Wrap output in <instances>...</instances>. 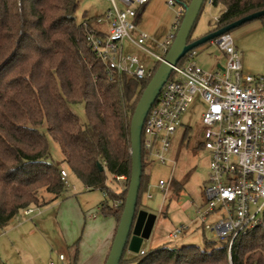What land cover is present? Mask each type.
I'll return each instance as SVG.
<instances>
[{"label":"trees","instance_id":"obj_1","mask_svg":"<svg viewBox=\"0 0 264 264\" xmlns=\"http://www.w3.org/2000/svg\"><path fill=\"white\" fill-rule=\"evenodd\" d=\"M176 1L182 5L181 23L190 0ZM78 5L79 0H0V229L64 190L61 168L49 160L43 125L61 161L83 185L107 191L111 204L102 202L100 214L119 222L127 189L108 191L105 171L114 181L123 177L128 188L129 124L150 78L116 73L110 78L86 40L88 30L100 31L97 16L84 11L77 21ZM211 5L221 11L209 32L264 9V0H211ZM258 19L264 30V15ZM76 103L83 104L85 122L70 108ZM146 165L142 158L137 208ZM41 191L51 198L45 200ZM227 244L213 238L204 239L203 247L164 245L129 257L125 251L119 264H264V227L239 233L229 250Z\"/></svg>","mask_w":264,"mask_h":264},{"label":"built area","instance_id":"obj_2","mask_svg":"<svg viewBox=\"0 0 264 264\" xmlns=\"http://www.w3.org/2000/svg\"><path fill=\"white\" fill-rule=\"evenodd\" d=\"M109 1L110 8L103 16L96 15V23L103 34L88 30V47L103 62L110 78L112 73L151 78L154 65L146 66L127 48L141 49L151 55L155 63L161 62L179 28L182 9L164 40L156 45L161 53H154L144 46L148 36L136 28L139 9L148 0ZM207 3L211 4V0ZM210 43L224 55L222 68H203L196 62L193 49L184 55L182 64L178 62L173 66L170 73L173 77L169 75L144 120L141 155L147 164L168 161L171 137L182 126V115L194 101L203 108L200 146L207 151L209 164L202 189L204 200L196 208V214L212 238L228 241L229 250L239 233L264 227V75L243 71L229 32ZM66 175L61 168L65 187L68 185ZM158 186L164 189V181L159 180ZM32 208L22 213L29 214ZM208 217L213 219L212 223L206 222ZM185 230V226H179L169 236L177 237ZM144 252L140 247L139 253ZM63 259L59 254L58 260Z\"/></svg>","mask_w":264,"mask_h":264},{"label":"rangeland","instance_id":"obj_3","mask_svg":"<svg viewBox=\"0 0 264 264\" xmlns=\"http://www.w3.org/2000/svg\"><path fill=\"white\" fill-rule=\"evenodd\" d=\"M116 2L119 7H123L120 2ZM110 5L109 0H79L75 19L79 21L84 11L88 16H103ZM180 9L182 5L176 0H148L139 9L136 28L138 32L148 36L145 48L161 53L156 45L164 40ZM220 11L221 6L205 3L191 32V38L197 39L207 34L214 27ZM229 33L238 51L243 71L252 75H264V30L261 21L251 20ZM133 35L136 36V32ZM127 50L137 55L146 66L155 65L153 57L145 51L134 47ZM195 51L196 62L207 70L222 62L220 52L210 42L199 45ZM70 108L81 122H85L82 103L70 104ZM202 110L196 101L192 102L181 117L182 126L171 137L168 161H150L144 168L146 188L140 195L139 209L156 216L149 238L141 244L146 252L164 245L175 247L195 244L203 247L204 239H213L211 232L203 229L196 214V208L204 200L202 189L209 164V155L200 146L204 129L200 122ZM41 130L47 139L49 160L66 171L68 185L54 200L43 206L33 207L29 214H19L0 229V264H91L90 250L96 242V235L89 231L90 216L104 219L101 218L103 216L99 212V205L104 201L111 204V200L106 190L87 189L61 161L58 146L46 132L44 125ZM105 175L108 191L127 189L124 178L114 181L107 171ZM159 180L164 181V189L159 188ZM41 194L45 200L51 198L46 192L41 191ZM206 222L212 223L213 219L208 217ZM179 226L186 227L184 233L170 237L169 233ZM59 254L64 257L61 262L58 260ZM131 254L126 252L124 256L129 257Z\"/></svg>","mask_w":264,"mask_h":264},{"label":"water","instance_id":"obj_4","mask_svg":"<svg viewBox=\"0 0 264 264\" xmlns=\"http://www.w3.org/2000/svg\"><path fill=\"white\" fill-rule=\"evenodd\" d=\"M204 1L190 0L185 6L175 38L163 60L143 89L133 110L129 124L131 159L129 184L123 210L104 264H119L125 251L134 254L138 253L143 240L149 238L154 225L156 219L155 214L137 208V198L142 175L141 132L147 113L155 102L163 84L167 81L173 66L188 51L264 15V9L252 12L189 42V37Z\"/></svg>","mask_w":264,"mask_h":264},{"label":"crops","instance_id":"obj_5","mask_svg":"<svg viewBox=\"0 0 264 264\" xmlns=\"http://www.w3.org/2000/svg\"><path fill=\"white\" fill-rule=\"evenodd\" d=\"M138 19H137V23H138ZM220 55H221L222 62L220 64L216 63L215 67L209 70H215V69L222 68L224 64V55L221 52H220ZM14 218H12L11 220H13ZM90 218H91V222L89 225V231L93 232L96 235V242L93 245L92 249L90 250L91 264H104L106 257L108 255L113 237H114V232H115L117 223L112 216H103L101 218H104V219H99L95 215L93 216L91 215Z\"/></svg>","mask_w":264,"mask_h":264}]
</instances>
